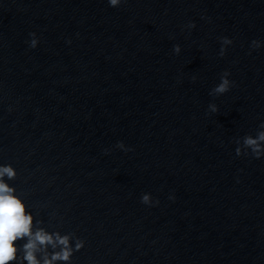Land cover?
I'll list each match as a JSON object with an SVG mask.
<instances>
[{
  "label": "water",
  "instance_id": "95a60500",
  "mask_svg": "<svg viewBox=\"0 0 264 264\" xmlns=\"http://www.w3.org/2000/svg\"><path fill=\"white\" fill-rule=\"evenodd\" d=\"M260 133L264 0H0V164L72 264H264Z\"/></svg>",
  "mask_w": 264,
  "mask_h": 264
},
{
  "label": "clouds",
  "instance_id": "9594fccd",
  "mask_svg": "<svg viewBox=\"0 0 264 264\" xmlns=\"http://www.w3.org/2000/svg\"><path fill=\"white\" fill-rule=\"evenodd\" d=\"M122 0H108L109 6H120ZM194 24H189V29ZM30 47L36 48L38 40L31 34ZM228 38L222 40L223 46L231 45ZM259 41H253L252 47L259 49ZM178 54L179 46L174 48ZM225 48H221V55ZM229 73L221 76L220 83L212 89L210 94L223 95L228 92L231 85ZM212 112L217 111L215 105L209 106ZM122 151H129L121 142L116 145ZM250 152L254 158H264V133L256 137L246 136L236 147V155L240 156ZM17 177L15 168L10 164H0V264H72L73 255L82 250L85 242L75 233H62L59 230H49L38 221L32 211L24 202L16 188L9 182ZM169 199L174 200V196ZM141 203L146 206H155L159 201H154L150 194L141 196Z\"/></svg>",
  "mask_w": 264,
  "mask_h": 264
}]
</instances>
